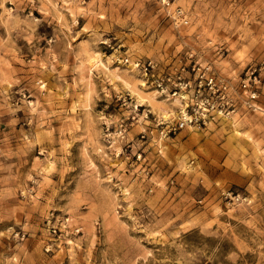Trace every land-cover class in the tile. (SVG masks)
Masks as SVG:
<instances>
[{"label":"rangeland","instance_id":"obj_1","mask_svg":"<svg viewBox=\"0 0 264 264\" xmlns=\"http://www.w3.org/2000/svg\"><path fill=\"white\" fill-rule=\"evenodd\" d=\"M167 1L0 0V264H264V0ZM191 51L257 106L165 135Z\"/></svg>","mask_w":264,"mask_h":264},{"label":"built area","instance_id":"obj_2","mask_svg":"<svg viewBox=\"0 0 264 264\" xmlns=\"http://www.w3.org/2000/svg\"><path fill=\"white\" fill-rule=\"evenodd\" d=\"M169 3V0L167 1ZM184 16V10L178 6L173 10L176 23ZM195 53L190 52L192 57ZM188 59L179 58L169 62L160 69L158 63L152 60L136 62L142 66L146 73L151 67L153 81L161 95L178 99L180 107L175 119L162 118L159 123L163 125L165 135H171L186 126H202L220 116H226L239 109L237 97L245 96L249 106H257L255 98L258 75L254 69L246 72V76L235 83L233 79L220 73L210 63H204L198 57ZM124 128H121L122 132ZM145 134L143 133L142 136Z\"/></svg>","mask_w":264,"mask_h":264},{"label":"bare ground","instance_id":"obj_3","mask_svg":"<svg viewBox=\"0 0 264 264\" xmlns=\"http://www.w3.org/2000/svg\"><path fill=\"white\" fill-rule=\"evenodd\" d=\"M159 105V104H158ZM164 104H162V106H163ZM166 107V106H165Z\"/></svg>","mask_w":264,"mask_h":264}]
</instances>
